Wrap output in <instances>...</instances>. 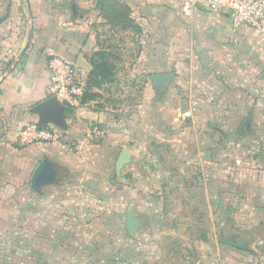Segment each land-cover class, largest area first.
<instances>
[{
  "label": "crops",
  "instance_id": "obj_1",
  "mask_svg": "<svg viewBox=\"0 0 264 264\" xmlns=\"http://www.w3.org/2000/svg\"><path fill=\"white\" fill-rule=\"evenodd\" d=\"M116 33L131 36L116 44L132 57L123 73L128 54L121 58L106 38ZM95 52L112 66L108 81L91 87L93 99L65 104L64 128L43 127L58 140L21 134L24 123L37 125L31 107L54 95L49 60L61 58L87 76ZM118 75L141 81L135 88L144 96L136 106L140 123L121 125L115 118L100 130L109 114L92 105ZM149 95L157 98L153 105ZM150 105L156 109L151 119ZM109 110L127 122L133 108ZM166 149L175 159L169 170ZM123 150L126 161L117 170ZM44 157L52 163V181L34 190L31 175ZM131 176L139 177L140 196L127 183ZM172 182L183 195L180 208L190 206L189 193L197 189L210 214L232 207L236 213L223 217L236 228L222 242L240 252V264H264V41L258 33L206 8L184 16L178 0H0V264H51L54 223L63 220L56 237L64 239L67 219L98 206L105 189L114 220L124 212L127 235L135 239L148 223L170 216L178 201L169 194ZM147 185L155 192L145 191ZM129 210L141 223L134 236L127 230ZM239 238L242 247L228 242Z\"/></svg>",
  "mask_w": 264,
  "mask_h": 264
},
{
  "label": "rangeland",
  "instance_id": "obj_2",
  "mask_svg": "<svg viewBox=\"0 0 264 264\" xmlns=\"http://www.w3.org/2000/svg\"><path fill=\"white\" fill-rule=\"evenodd\" d=\"M111 35V37L106 36V38L113 45V50L117 53L119 51L121 58H124L122 57L123 54H128L125 61L121 62V67L118 65L119 71L123 73L132 67L129 64L132 57L129 56L126 49L123 51L121 47L116 48V44L120 37L125 43L130 40L131 36L122 33ZM128 44L134 46L133 43ZM117 63L120 61L117 60ZM118 76L115 82L104 85L105 90L102 91L101 98L92 105V107L96 106V108L103 109L109 114V117L101 123L100 127L104 126V128H99L100 130H108L109 124H111L109 122L114 121L115 118L121 121V123L120 121L116 123V127L119 126V123L121 125L129 124L128 121L132 125H139L140 123V111L136 106L140 104L144 96H141L140 92H135V88L141 85V81ZM122 86H126V92H123ZM156 99L155 95H149V104L153 105V101ZM122 105L133 108L132 114L127 116V122L123 121V114L117 113V116L114 117L115 113L109 110ZM151 105L148 111L150 119L156 113V109L154 110ZM119 115L121 118H118ZM173 154L172 150L166 149L163 164L167 169L175 166ZM127 181L134 194L140 196L142 189L139 177L131 176L127 178ZM122 185L121 182L117 183V188L121 189L118 190L120 194L123 192ZM167 186L170 197L178 200L175 206L169 208L170 216L163 220L156 219L152 224L149 216L144 212L145 220L150 223L142 231H138L135 239H131L127 235L124 226V212L117 213L116 222H113L115 221L113 218L115 214L110 210L112 205L109 204L108 200L109 192L107 189L100 191L99 196L101 197H97L100 200L97 203L98 206H92L90 212L80 215L77 218L79 221L66 218L70 228L67 237L64 239L56 237L63 220H57L54 223L52 227L54 239L52 237L47 242V247L52 244L50 247L53 251L51 264H240V252L233 251L221 240L223 233L232 232L236 228L232 220H227L223 216L227 214L230 218L236 211L231 210L232 207H218L213 208V214H210L211 211L204 205L203 193L199 189L189 193L191 195L190 206H187V203L180 208L178 195L183 197L182 193L175 190L174 182L167 184ZM145 187V191L152 190L153 193L155 192V187L154 190L152 186L147 185ZM91 194H95V197L98 196L94 192ZM77 196L82 195L78 192V195L70 196V198L76 199ZM185 196L188 198V193ZM188 210L191 212L190 219L187 216ZM211 215L212 217H210ZM221 218L227 222H222ZM262 246L264 245L262 244ZM252 256H247V258H252ZM250 264H253V261Z\"/></svg>",
  "mask_w": 264,
  "mask_h": 264
},
{
  "label": "built area",
  "instance_id": "obj_3",
  "mask_svg": "<svg viewBox=\"0 0 264 264\" xmlns=\"http://www.w3.org/2000/svg\"><path fill=\"white\" fill-rule=\"evenodd\" d=\"M182 14L191 17L198 8H206L213 13L226 14L234 26H246L256 31L264 41V0H178ZM54 95L63 104L78 106L86 91V76L74 64L54 57L48 64ZM31 131L34 139L53 140L58 135L48 128H38L26 122L20 133Z\"/></svg>",
  "mask_w": 264,
  "mask_h": 264
},
{
  "label": "water",
  "instance_id": "obj_4",
  "mask_svg": "<svg viewBox=\"0 0 264 264\" xmlns=\"http://www.w3.org/2000/svg\"><path fill=\"white\" fill-rule=\"evenodd\" d=\"M160 80L166 81V77H159ZM68 107L61 103L56 96L52 95L46 99H43L31 107V112L35 113L38 117L37 126L42 129L46 124L52 123L58 127L64 128L66 117V111ZM126 151L123 150L116 162V169L118 170L121 163L126 161ZM53 166L47 157L40 160L36 168L31 175V186L34 190H38L42 184L52 181ZM141 226L139 219L135 216L132 210L128 211L127 230L131 236H134V232ZM229 243L242 247V239H238L237 242L228 241Z\"/></svg>",
  "mask_w": 264,
  "mask_h": 264
},
{
  "label": "trees",
  "instance_id": "obj_5",
  "mask_svg": "<svg viewBox=\"0 0 264 264\" xmlns=\"http://www.w3.org/2000/svg\"><path fill=\"white\" fill-rule=\"evenodd\" d=\"M90 63L92 68L86 76V91L82 98V103L96 97L97 93L90 91L91 87H100L103 82L108 81L109 74L112 70V66L106 60L103 52H95Z\"/></svg>",
  "mask_w": 264,
  "mask_h": 264
}]
</instances>
